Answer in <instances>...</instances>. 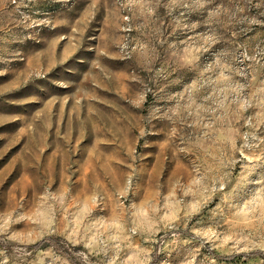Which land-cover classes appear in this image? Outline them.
<instances>
[{
    "label": "rangeland",
    "instance_id": "1",
    "mask_svg": "<svg viewBox=\"0 0 264 264\" xmlns=\"http://www.w3.org/2000/svg\"><path fill=\"white\" fill-rule=\"evenodd\" d=\"M72 259L264 264V0H0V264Z\"/></svg>",
    "mask_w": 264,
    "mask_h": 264
},
{
    "label": "trees",
    "instance_id": "2",
    "mask_svg": "<svg viewBox=\"0 0 264 264\" xmlns=\"http://www.w3.org/2000/svg\"><path fill=\"white\" fill-rule=\"evenodd\" d=\"M47 239H42L38 242H36L35 244H33L31 247L32 249H41V248H44L47 246ZM50 242L52 243V245H55L56 247H58V249H60L63 253L67 254L68 256H71L72 253H71V250L69 248H66L65 246H61L58 242H56L55 239H52L50 240ZM235 256L232 255V256H225L224 259H227V260H231V259H234ZM75 263V260L72 259ZM76 264V263H75Z\"/></svg>",
    "mask_w": 264,
    "mask_h": 264
}]
</instances>
